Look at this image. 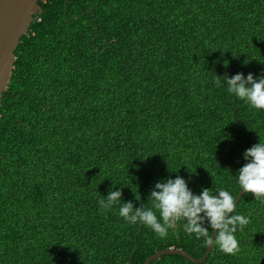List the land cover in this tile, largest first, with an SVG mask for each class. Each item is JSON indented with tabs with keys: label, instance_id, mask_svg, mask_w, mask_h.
<instances>
[{
	"label": "trees",
	"instance_id": "16d2710c",
	"mask_svg": "<svg viewBox=\"0 0 264 264\" xmlns=\"http://www.w3.org/2000/svg\"><path fill=\"white\" fill-rule=\"evenodd\" d=\"M40 5L0 108V264H144L171 247L202 258L209 245L183 218L160 237L98 201L122 189L152 207L155 182L176 175L238 197L264 109L229 94L224 75H264V0ZM235 214L250 222L234 254L214 245L204 263L150 264H264V197L243 195Z\"/></svg>",
	"mask_w": 264,
	"mask_h": 264
},
{
	"label": "clouds",
	"instance_id": "9594fccd",
	"mask_svg": "<svg viewBox=\"0 0 264 264\" xmlns=\"http://www.w3.org/2000/svg\"><path fill=\"white\" fill-rule=\"evenodd\" d=\"M224 77L229 94L245 100L255 109H264V75L250 72L245 76L243 72H238L231 76L225 74ZM242 155L246 163L235 175L241 192L244 195L252 193L255 198L264 197V140L260 139ZM122 195V189L109 190L106 197L99 199L100 208L109 210L118 205V214L127 223L146 225L160 237H166L174 221L183 218L186 233L195 234L198 239L203 237L207 245L218 246L226 254L239 250L235 233L238 227L243 230L250 222L244 215H233L237 198L230 191L202 187L197 194L180 175L155 182L148 196L153 202L152 207L143 204L137 207L131 201L125 202ZM121 200L124 202L120 203ZM209 230L212 237H209Z\"/></svg>",
	"mask_w": 264,
	"mask_h": 264
},
{
	"label": "water",
	"instance_id": "95a60500",
	"mask_svg": "<svg viewBox=\"0 0 264 264\" xmlns=\"http://www.w3.org/2000/svg\"><path fill=\"white\" fill-rule=\"evenodd\" d=\"M41 1L0 0V108L4 92L8 91L13 76L17 60L16 50L21 42L22 36L28 34L30 26L36 19V15L41 13ZM243 195V192L239 193L236 206ZM213 248L214 245L208 246L202 258H196L184 249L174 247L166 248L149 256L144 264H150L153 260L165 254H181L193 262L204 263Z\"/></svg>",
	"mask_w": 264,
	"mask_h": 264
}]
</instances>
